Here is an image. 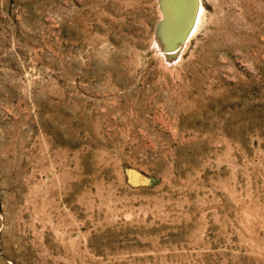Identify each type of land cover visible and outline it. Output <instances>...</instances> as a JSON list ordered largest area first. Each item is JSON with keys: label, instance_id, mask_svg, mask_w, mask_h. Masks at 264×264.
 Here are the masks:
<instances>
[{"label": "rangeland", "instance_id": "374dc122", "mask_svg": "<svg viewBox=\"0 0 264 264\" xmlns=\"http://www.w3.org/2000/svg\"><path fill=\"white\" fill-rule=\"evenodd\" d=\"M161 1L0 0V264H264V0Z\"/></svg>", "mask_w": 264, "mask_h": 264}, {"label": "bare ground", "instance_id": "6f19581e", "mask_svg": "<svg viewBox=\"0 0 264 264\" xmlns=\"http://www.w3.org/2000/svg\"><path fill=\"white\" fill-rule=\"evenodd\" d=\"M161 2H162L161 3L162 7H164V10L166 8L167 13L165 15V20L162 23L158 31L157 40L160 42L159 46L162 49L168 50L171 47L173 38H175L177 34L183 31L187 23L189 22L190 3H189V0H162ZM180 6H181V10H183V13H182L183 17L179 21H177L176 16H177L178 8ZM194 24L195 23L193 21L189 29V33H190L191 28H194L193 27ZM180 46H181V43L177 45V51L180 48Z\"/></svg>", "mask_w": 264, "mask_h": 264}, {"label": "water", "instance_id": "95a60500", "mask_svg": "<svg viewBox=\"0 0 264 264\" xmlns=\"http://www.w3.org/2000/svg\"><path fill=\"white\" fill-rule=\"evenodd\" d=\"M189 3H190L189 22L187 23V25L184 28V30L181 31L179 34H177V36L175 38H173L171 47H170V49H168L170 51L177 52V45H179L180 43L182 44L183 41H185V39H186V37L188 35V32H189V29H190V27H191V25H192V23H193V21L195 19V14H196V9H197V0H189ZM182 13H183V10H181V6H180L178 8L177 16H176V20L177 21H179L183 17Z\"/></svg>", "mask_w": 264, "mask_h": 264}]
</instances>
